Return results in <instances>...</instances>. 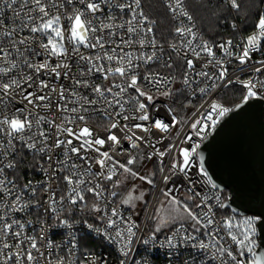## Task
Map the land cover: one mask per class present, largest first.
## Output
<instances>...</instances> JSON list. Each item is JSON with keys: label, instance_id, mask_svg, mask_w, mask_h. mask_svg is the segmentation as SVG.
I'll return each instance as SVG.
<instances>
[{"label": "snow or ice", "instance_id": "snow-or-ice-1", "mask_svg": "<svg viewBox=\"0 0 264 264\" xmlns=\"http://www.w3.org/2000/svg\"><path fill=\"white\" fill-rule=\"evenodd\" d=\"M164 4L176 24L167 55L141 0H0V264H110L112 253L82 251L89 237L112 245L116 264H146L137 241L165 248L169 264L181 250L182 264H264V213L233 206L202 152L230 114L264 100V59L253 60L264 56V10L234 43L204 39L185 0ZM233 61L250 74L231 76ZM233 85L240 100L226 105ZM130 180L149 187L125 189Z\"/></svg>", "mask_w": 264, "mask_h": 264}, {"label": "water", "instance_id": "water-1", "mask_svg": "<svg viewBox=\"0 0 264 264\" xmlns=\"http://www.w3.org/2000/svg\"><path fill=\"white\" fill-rule=\"evenodd\" d=\"M202 145L205 165L248 215L264 213V101L252 100Z\"/></svg>", "mask_w": 264, "mask_h": 264}, {"label": "trees", "instance_id": "trees-1", "mask_svg": "<svg viewBox=\"0 0 264 264\" xmlns=\"http://www.w3.org/2000/svg\"><path fill=\"white\" fill-rule=\"evenodd\" d=\"M238 2L241 3V10L236 14V17L232 16L229 8L213 0H185V5L192 14L204 39L219 41L234 39L240 33H248L253 30L257 14L261 11L262 0H238ZM141 3L145 15L156 21L154 32L157 39L161 44L167 45L174 29V24L167 10L160 0H141ZM224 16H227L226 20L222 19ZM232 20L237 23L236 30L230 26ZM165 71L171 70L166 69ZM176 87H180V85L177 84ZM240 89L237 86L230 87L221 95L220 100L226 105L239 102ZM183 102V98H180L175 105L181 114L184 111L181 108ZM152 165L154 166V164ZM155 170L154 166L153 171Z\"/></svg>", "mask_w": 264, "mask_h": 264}, {"label": "built area", "instance_id": "built-area-1", "mask_svg": "<svg viewBox=\"0 0 264 264\" xmlns=\"http://www.w3.org/2000/svg\"><path fill=\"white\" fill-rule=\"evenodd\" d=\"M160 1H161L162 5L165 7L164 0H160ZM213 1L221 3V0H213ZM165 9H166V7H165ZM261 10H264V2L262 3ZM230 12H231V14H232L233 17H236V14L237 13L235 11H233V10L230 9ZM9 15H11V13H9ZM169 16L171 18V15L170 14H169ZM193 20H194V18H193ZM171 21L173 22L174 27H175L176 24L172 20V18H171ZM194 22H195V20H194ZM185 23H187V21H185ZM232 23H235L237 25L236 21H234V20L230 21V25ZM195 24H196V22H195ZM196 28L199 30L197 24H196ZM252 31H250L248 33H240V34H238L233 39L234 43L238 42L241 36L250 35L252 33ZM199 32H200V30H199ZM219 41H222V40H219ZM164 47H165V54L167 55V53L170 52V50L168 49L167 45H164ZM173 56H174V54H173ZM259 59H264V56H262L260 54H255L254 57H253V60H259ZM228 67H229V74L231 76H235V75L239 74V75H241V79H243V78H245V75L250 74V73L247 72V68L246 67H245V71L243 73H241L240 66L238 65V62H236V61H233V63L230 64V65H228ZM155 68H156V70H159L161 73H168V72L165 71L166 70L165 68H159V66H155ZM96 82L97 83H100L101 81H100L99 78H97ZM233 86H237V87L241 88L240 85H233ZM226 90L227 89H225L221 93V95ZM221 95H220V97H221ZM220 97H219V99H220ZM162 102L167 103V101L166 100H163V98H162ZM198 103H199V98H197V100H194L193 101V104L194 105L195 104H198ZM194 110H195L194 108H189L188 112L190 113L191 111H194ZM158 118L164 119L166 122H167L168 119H170V117L167 116V113H166V111L164 110L163 107L160 108ZM90 123L93 124L94 127H100L101 126V121L100 120L90 121ZM175 133H176V129H173L172 130V134L175 135ZM154 135L158 137L161 134L160 133H155ZM168 143H169V138H166L163 141V144L158 145V147H160L161 150H162L163 149V145L164 144H168ZM124 146L125 147H128L127 142L124 143ZM149 150L150 149H144L145 152H147ZM120 159L123 161L124 157H120ZM164 160H165V163H167L168 162V157L166 156L164 158ZM154 161H155V158L153 159V161H146V163L154 164ZM29 164H30V160H29ZM28 178L29 179H39L40 176H39V174L32 173L31 170L29 169V171H28ZM157 185L158 186L160 185V179H159V177H158ZM156 195H157V193L155 192L154 198L156 197ZM224 195L230 196V193L228 191H224ZM150 210H151V208H150ZM29 218L32 219L35 222V220H36V213L33 212L32 216L29 217ZM75 218L77 220H81V221L83 219H89V222H92L90 220V218L86 214L80 213L78 210L76 211ZM141 227L142 228L144 227V224L143 223L141 224ZM75 228L79 231V234L81 236H83L85 234V232L87 231L84 228L83 223H80V224L75 225ZM51 231L52 232H55V233H59V235H54V236L51 237V238H53L55 240L56 243H61L65 239V237L63 235V233L65 231L64 229L54 228ZM141 234L142 233H138V235H141ZM160 238H162V237H160ZM133 247L139 249V255H137L136 258L138 260H141L142 259L144 262H146V264H169V261H168V259L166 257V251L167 250L165 248L159 247V245H157L155 247H153L151 245L145 246V245H143V243L137 241L136 243H134ZM82 251L92 252V253H95L98 256H108L109 253H112V255L109 256L110 264H116L117 254L115 253L114 247L112 245L108 244L107 242L103 241L101 238L89 237L88 240H87L86 245L83 246ZM181 251L183 253V256L180 258L178 264H182L183 259H186L187 258L188 252L190 250H181Z\"/></svg>", "mask_w": 264, "mask_h": 264}, {"label": "rangeland", "instance_id": "rangeland-1", "mask_svg": "<svg viewBox=\"0 0 264 264\" xmlns=\"http://www.w3.org/2000/svg\"><path fill=\"white\" fill-rule=\"evenodd\" d=\"M146 165H147V167L141 169V174H146L149 170H152V171L154 170V166L152 164L146 163ZM158 177H159V175H157V177H156V182L158 181ZM132 183L139 185L140 188H148L149 187L148 185L143 184L139 180H135V181L130 180L126 183L124 188L126 189V188L130 187ZM138 191H139V189H138ZM154 196H155V190H152L151 197H146V199L154 198ZM138 207H139V205H138Z\"/></svg>", "mask_w": 264, "mask_h": 264}]
</instances>
